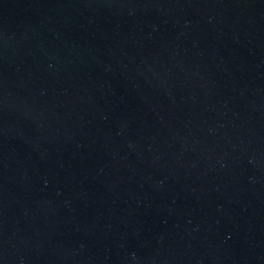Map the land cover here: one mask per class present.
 I'll return each instance as SVG.
<instances>
[{
  "label": "water",
  "instance_id": "1",
  "mask_svg": "<svg viewBox=\"0 0 264 264\" xmlns=\"http://www.w3.org/2000/svg\"><path fill=\"white\" fill-rule=\"evenodd\" d=\"M0 264H264V0H0Z\"/></svg>",
  "mask_w": 264,
  "mask_h": 264
}]
</instances>
